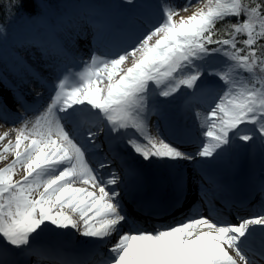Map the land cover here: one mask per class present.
Instances as JSON below:
<instances>
[{
  "label": "snow or ice",
  "instance_id": "6c2138e0",
  "mask_svg": "<svg viewBox=\"0 0 264 264\" xmlns=\"http://www.w3.org/2000/svg\"><path fill=\"white\" fill-rule=\"evenodd\" d=\"M30 2L0 8L11 19ZM121 7V23L92 11L20 37L33 62L17 51L13 79L0 73L20 106L10 119L0 89V121L13 125L0 134V264H264V167L251 183L258 205L232 219L214 170L242 152L264 161V0H157L154 18L137 0ZM83 25L86 58L75 51ZM178 100L195 136L162 133ZM153 161L175 169L164 196L145 195L137 165ZM46 234L81 239L69 249Z\"/></svg>",
  "mask_w": 264,
  "mask_h": 264
},
{
  "label": "rangeland",
  "instance_id": "374dc122",
  "mask_svg": "<svg viewBox=\"0 0 264 264\" xmlns=\"http://www.w3.org/2000/svg\"><path fill=\"white\" fill-rule=\"evenodd\" d=\"M99 1L101 2L100 4L85 3L83 5L79 4L75 0H46V1L38 0V3L40 4L41 10L43 12H47V14L55 15V17H57L56 20H58V22H61L64 19L66 21L65 25H67V23H68L67 18H74L76 20H80L85 14L92 12V11L101 13L106 19H108L114 23L123 22L125 9L121 7L122 0H99ZM137 3L144 5L143 12L145 13L146 16L153 17V18L155 17V15L158 11L156 8L157 0H137ZM174 3L177 6H182L184 4V2L179 4L178 0H174ZM44 4L47 6H45ZM181 14L187 15L189 13L182 12ZM42 17H44V15H42ZM21 20L22 19H21V14H20V16L17 17L15 23H20ZM32 20H27L25 24L23 23L24 26H22V29H21V27L16 28L13 25L8 24L7 26L3 27L4 32L0 33V73L8 75V79L10 81L13 78H12L11 74L8 72V69L10 68V66L12 64L13 58L16 55L17 51H19L20 54L23 55L26 59H29V62H33L32 57H31V53L20 49V46L18 44L19 38L22 37V34L24 36L26 33H31L32 31L36 32L38 30H43V28L45 26H46L45 28H49V27H47V24L45 22H42V21L41 22L40 21L34 22ZM25 25L28 26L27 30H25ZM65 25H64L65 29L73 27L72 24L67 25L68 27ZM86 26L87 25H83L82 27L86 28V32L92 33V31H93L92 28L89 26H87V27ZM10 30H11V32H9ZM22 31H24L22 34L16 35L17 33L22 32ZM7 44H10L8 49L5 48ZM76 44H77V42H76ZM90 49L91 48H89L87 50V52H83V50L78 51L76 48L75 51L77 52L78 55L82 54L86 58L90 55ZM0 89H3V96L10 99V93L11 92L8 89H4L3 84H0ZM17 106H18V104H17ZM182 117L185 118L183 116V114H182ZM182 117H179V118L181 120H184ZM169 118L170 119L177 118V116L174 113L172 115V118L170 116H169ZM153 123H155V118H153ZM17 126H19V125H17ZM3 127H5V126L3 125ZM6 127L10 129L13 126L8 125ZM2 130H4V129H0V132H3ZM152 130L157 135L155 127H153ZM0 134H2V133H0ZM9 138L14 139V133ZM6 142H7V140L4 141V143H6ZM258 154H259L258 152L255 153V155H258ZM258 156L260 157V155H258ZM9 159H11V157ZM261 161H262V159H261ZM262 162H263V167H264V161H262ZM2 166H3V164L0 163V167H2ZM79 186H82V185H79Z\"/></svg>",
  "mask_w": 264,
  "mask_h": 264
},
{
  "label": "bare ground",
  "instance_id": "6f19581e",
  "mask_svg": "<svg viewBox=\"0 0 264 264\" xmlns=\"http://www.w3.org/2000/svg\"><path fill=\"white\" fill-rule=\"evenodd\" d=\"M183 116L185 117L184 121H193L187 112L185 113L183 111ZM3 125L5 127H3ZM6 126L7 124H3V122L0 123V129H4L2 130L3 132L9 129ZM151 134L155 135L152 129ZM258 155H255V153L249 154L247 152H242L238 157H235L233 159L232 163H229L227 161L221 162L220 164L214 166V170L219 174L220 178L222 177L221 179L228 186V189L234 188L235 191H240V189H245L246 184H251L252 181L256 180V178L260 175L259 172L262 170L261 168L263 167V162ZM245 157L249 159L247 163L244 162L243 158ZM137 166L139 167L145 182V195L164 196L167 194L170 186L169 180L172 178L171 176H173L175 169L170 168L166 164H161L158 161H153L151 163L141 162ZM145 168L149 170L147 172H144ZM191 169L192 165L184 163L182 169L184 174L190 172ZM130 181L134 182V179L130 178ZM250 188L251 187H249L245 191H250ZM163 219L168 220L166 216ZM47 236V238L43 239L45 242L63 243L64 245L68 246L69 249L71 248V246H76L74 244L78 242V240L73 242L74 238L72 237V235L61 236L58 238L52 237L51 234H48ZM62 238H64V240Z\"/></svg>",
  "mask_w": 264,
  "mask_h": 264
},
{
  "label": "trees",
  "instance_id": "16d2710c",
  "mask_svg": "<svg viewBox=\"0 0 264 264\" xmlns=\"http://www.w3.org/2000/svg\"><path fill=\"white\" fill-rule=\"evenodd\" d=\"M5 3H7V0H5ZM37 5H40L38 3V0H35V2L28 3L26 5V9H22V10L18 11L16 13V15L13 16L11 19L8 18L9 16H11V13L6 14L4 9L0 8V24L5 25L9 21L15 22L17 17L20 16L21 12H24V11L31 12V13L36 12V10L39 11V8H37ZM13 11H16V10H13ZM219 26L220 25L218 24V27Z\"/></svg>",
  "mask_w": 264,
  "mask_h": 264
}]
</instances>
